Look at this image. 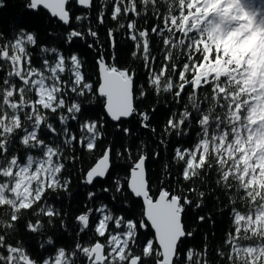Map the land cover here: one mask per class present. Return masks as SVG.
I'll use <instances>...</instances> for the list:
<instances>
[{
    "label": "snow or ice",
    "instance_id": "6c2138e0",
    "mask_svg": "<svg viewBox=\"0 0 264 264\" xmlns=\"http://www.w3.org/2000/svg\"><path fill=\"white\" fill-rule=\"evenodd\" d=\"M74 6L95 10L94 21ZM24 7L46 11L66 34L49 32L42 42L23 26L0 31V264H264V0H26ZM78 41L96 49L95 83L84 59L63 47ZM121 48L139 60L144 84L137 86L133 67L119 66ZM149 95L170 105L159 131L157 107L137 104ZM89 96L102 98L103 115H88ZM134 117L156 137L151 156L143 140L135 152L123 143L135 135L124 126ZM120 159L129 161L128 176L97 189ZM150 159L161 165L158 186ZM74 178L97 190L72 216L59 197ZM126 193L142 201L138 217L116 213ZM209 201L215 213L197 219L215 227L222 217L224 233L206 234L213 243L196 249L184 219ZM56 224L63 231L49 235ZM69 228L71 243L53 238Z\"/></svg>",
    "mask_w": 264,
    "mask_h": 264
},
{
    "label": "trees",
    "instance_id": "16d2710c",
    "mask_svg": "<svg viewBox=\"0 0 264 264\" xmlns=\"http://www.w3.org/2000/svg\"><path fill=\"white\" fill-rule=\"evenodd\" d=\"M5 6L0 8V31L4 33H8L10 30L23 26L30 31H35L39 40L42 42H50L48 33L51 32L53 36H60L61 32H65L66 30L57 26V21L55 18L50 17V15L41 10L40 12H32L27 10L24 5L26 0H4ZM74 11L76 14H86L89 16L90 20L94 21V13L95 10L91 12L88 10H82L81 8L74 6ZM87 23V22H86ZM111 25L112 22L109 21ZM93 26H95L93 22ZM73 27H78V25H73ZM91 40L89 39L88 43ZM101 42H104V33L101 31ZM64 48H72L73 53L80 55L85 61V68L87 70L88 75L90 76L93 83H95L99 79L98 67L96 64V49L88 48L84 41H78L75 45H64ZM106 47V46H105ZM114 58L116 54L114 53ZM119 57V66L120 67H133L138 74L139 80L137 86L144 84V74L140 68L139 60H134L130 55V48H121L118 54ZM137 104L141 109H147L150 107H157L156 117L153 120V124L157 127L158 131L161 128L164 120L167 118V108L170 107L168 101L165 97H155L149 95L143 101L137 100ZM84 107L90 109L88 115L91 116L95 114L96 116L103 115V100L97 96H89L84 100ZM138 117L130 118L128 122L124 126L129 127L133 130L134 136L123 139V143L126 145H131L133 152H135L137 145L143 140L147 145V152L151 156V153L156 149L155 141L156 137L154 135H150L145 130L140 129L138 125ZM75 123V122H74ZM109 133V140L115 141V132L116 129L113 127V122L110 120L107 124ZM142 133V134H141ZM136 136L139 138L137 139ZM117 150H121L119 144H117ZM98 155V153H97ZM163 155L166 157L169 155L168 152H164ZM95 157L86 158L83 164V167H88L89 163L94 160ZM166 162V161H164ZM147 167L149 169V174L153 177L154 185L156 184L155 178L161 175V165L157 163L155 159H150L147 162ZM129 169V161L126 159H120L116 161V166L114 170H112V174L110 177L105 178L104 181H101L100 184L97 185V189L102 185L103 187H110L116 179L124 180L125 177L128 176ZM69 172L73 177L78 176V173L75 169H69ZM91 189V186L85 187L81 183H79L78 179H73L70 192L69 193H61L59 199L63 201L61 205L66 211H70L72 216H75L80 211L83 210V205L86 203V193L89 190H97ZM129 196V199L124 203L115 204L114 208L117 214H124L128 216L138 217L142 211L143 204L139 199L131 196L130 193H126ZM101 200L104 203L110 202V194L109 193H101ZM216 209L214 206V202L209 201L208 207L203 211L199 209H191L187 212L184 222L189 230L194 232V236L189 238L188 245L191 247H195L196 249H201L204 243H213L212 237L208 235L207 239H205L206 234H210L215 232L216 236L222 237L224 233V224L221 222L222 217L216 216V225L213 227L209 223H200L197 219L198 215H204L205 212H213L215 213ZM68 220H71L72 217H67ZM63 230L60 228L59 224H56L54 227L49 228L48 234L53 235L54 233L62 232ZM20 235H25L21 230ZM73 233L71 228L64 233L63 236H53L54 239H59L60 244L63 245L65 243L72 242ZM33 244V252L38 254L39 250L35 246L34 241H30Z\"/></svg>",
    "mask_w": 264,
    "mask_h": 264
},
{
    "label": "water",
    "instance_id": "95a60500",
    "mask_svg": "<svg viewBox=\"0 0 264 264\" xmlns=\"http://www.w3.org/2000/svg\"><path fill=\"white\" fill-rule=\"evenodd\" d=\"M78 7V6H77ZM80 8V7H79ZM82 9V8H81ZM82 10H87V9H82ZM89 11V10H88ZM98 73H99V71H98ZM138 199V198H137Z\"/></svg>",
    "mask_w": 264,
    "mask_h": 264
}]
</instances>
